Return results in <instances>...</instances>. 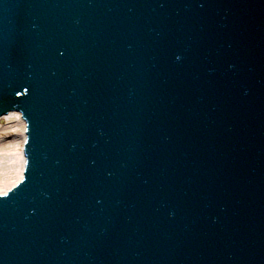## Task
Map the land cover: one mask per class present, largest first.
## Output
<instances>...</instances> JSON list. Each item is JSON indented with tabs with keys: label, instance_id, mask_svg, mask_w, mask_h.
<instances>
[{
	"label": "water",
	"instance_id": "95a60500",
	"mask_svg": "<svg viewBox=\"0 0 264 264\" xmlns=\"http://www.w3.org/2000/svg\"><path fill=\"white\" fill-rule=\"evenodd\" d=\"M11 111L0 264H264V0H0Z\"/></svg>",
	"mask_w": 264,
	"mask_h": 264
},
{
	"label": "bare ground",
	"instance_id": "6f19581e",
	"mask_svg": "<svg viewBox=\"0 0 264 264\" xmlns=\"http://www.w3.org/2000/svg\"><path fill=\"white\" fill-rule=\"evenodd\" d=\"M24 129V122L17 112H10L0 119V195L22 179Z\"/></svg>",
	"mask_w": 264,
	"mask_h": 264
},
{
	"label": "rangeland",
	"instance_id": "374dc122",
	"mask_svg": "<svg viewBox=\"0 0 264 264\" xmlns=\"http://www.w3.org/2000/svg\"><path fill=\"white\" fill-rule=\"evenodd\" d=\"M2 124H3V123H1V126H3Z\"/></svg>",
	"mask_w": 264,
	"mask_h": 264
}]
</instances>
